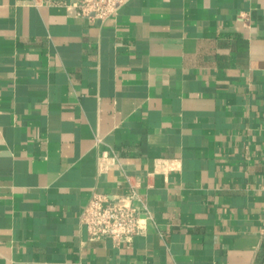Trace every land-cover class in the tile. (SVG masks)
<instances>
[{
  "label": "crops",
  "instance_id": "1",
  "mask_svg": "<svg viewBox=\"0 0 264 264\" xmlns=\"http://www.w3.org/2000/svg\"><path fill=\"white\" fill-rule=\"evenodd\" d=\"M0 0V264H264V0ZM146 232L89 239L93 192Z\"/></svg>",
  "mask_w": 264,
  "mask_h": 264
},
{
  "label": "built area",
  "instance_id": "2",
  "mask_svg": "<svg viewBox=\"0 0 264 264\" xmlns=\"http://www.w3.org/2000/svg\"><path fill=\"white\" fill-rule=\"evenodd\" d=\"M129 0H76L78 16L90 20L110 19ZM138 195L111 196L93 192L81 214L89 239H112L117 245H130L135 237L146 232L150 215H141L136 204Z\"/></svg>",
  "mask_w": 264,
  "mask_h": 264
}]
</instances>
